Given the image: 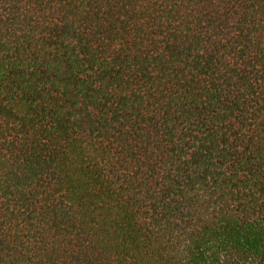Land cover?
<instances>
[{"label":"trees","instance_id":"1","mask_svg":"<svg viewBox=\"0 0 264 264\" xmlns=\"http://www.w3.org/2000/svg\"><path fill=\"white\" fill-rule=\"evenodd\" d=\"M0 264H264V0H0Z\"/></svg>","mask_w":264,"mask_h":264}]
</instances>
